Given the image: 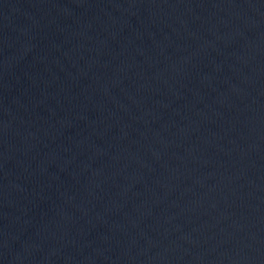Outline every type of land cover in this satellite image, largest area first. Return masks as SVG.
I'll return each instance as SVG.
<instances>
[{
    "label": "water",
    "instance_id": "water-1",
    "mask_svg": "<svg viewBox=\"0 0 264 264\" xmlns=\"http://www.w3.org/2000/svg\"><path fill=\"white\" fill-rule=\"evenodd\" d=\"M0 264H264V0H0Z\"/></svg>",
    "mask_w": 264,
    "mask_h": 264
}]
</instances>
